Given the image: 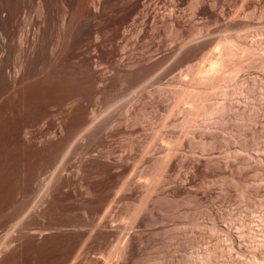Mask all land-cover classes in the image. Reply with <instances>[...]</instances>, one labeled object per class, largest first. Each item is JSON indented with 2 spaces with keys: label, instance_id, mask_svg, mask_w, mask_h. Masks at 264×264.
<instances>
[{
  "label": "rangeland",
  "instance_id": "1",
  "mask_svg": "<svg viewBox=\"0 0 264 264\" xmlns=\"http://www.w3.org/2000/svg\"><path fill=\"white\" fill-rule=\"evenodd\" d=\"M196 1L105 0L100 90L85 22L0 90V264H264V71L225 58L207 105L230 114L206 123L175 88L264 40V0Z\"/></svg>",
  "mask_w": 264,
  "mask_h": 264
},
{
  "label": "bare ground",
  "instance_id": "2",
  "mask_svg": "<svg viewBox=\"0 0 264 264\" xmlns=\"http://www.w3.org/2000/svg\"><path fill=\"white\" fill-rule=\"evenodd\" d=\"M197 1H200V4L202 5L201 0ZM90 4L94 7V11L90 10ZM197 4H199V2ZM104 10L105 0H0V90L7 85H11L13 88V86H15L20 79H24L27 76L29 77L33 70L37 66L42 65L45 61L54 62L55 60H57L63 52L64 44L71 38L75 30H79L83 26V22L89 24L90 26L89 29L92 34V45H90L92 47V50L89 53L87 52V57L93 60L92 69L96 76L95 86L97 90H100L104 70ZM208 33L209 32H206V38L208 37ZM203 35L200 36L202 39L205 37H202ZM246 41H238L233 44H229L228 46H226V48H224L225 50L223 49L224 52L221 48V50L218 51L219 54L217 52V57L215 55V57H211L213 56V54L211 53L210 56L209 53H207L208 56L206 55V53L202 54L203 60L201 59L199 61L205 60L204 55L209 57V62H211L210 60L215 58L213 62H211V65H214H212L214 69H207L210 63L209 65L207 64L208 66H206V68L204 69V66L202 68L200 66V63L197 62L196 64H194V66H188L189 68L186 67V71L183 70L184 73L182 72V76L184 77L183 79L185 80V83L183 82L182 84H177L175 88H177L178 90H182L183 88V90H185L186 87L190 88L192 86L194 89V87L196 86L195 88L197 91H195L196 93L190 106L187 105L184 109L183 107H181L186 114L195 113L194 115L196 116V113H198L197 115H200L205 123L206 121H210L211 116L217 115L216 117L221 119L224 114H230L231 106L229 102H223L220 105H217L216 103L215 106L211 105V108H209V95L212 94L210 93V91L213 92L216 88L217 82L220 80L221 73H224L225 68L223 67V64L226 60L235 59L233 69L235 70L234 73H238V71L240 72V70H242L244 67L252 68V70L258 69L261 72L264 71V40H256L255 45H251ZM217 48L220 49V47ZM257 52H260L261 54ZM225 58L226 60L223 62ZM235 61H238L239 65H235ZM243 63H246L245 66H243ZM211 65L209 67H212ZM226 77L224 79L230 78ZM196 79H199L200 81ZM235 85H237V83ZM177 89H175V91ZM217 90L222 96H226L228 93V91L227 93L225 92L226 89L225 91L224 89L223 91H220V89L217 87ZM180 92L176 91V93H179L180 95L184 93V91H182L181 93ZM175 98L177 97L175 96L174 99ZM178 98L180 99V96H178ZM178 98L177 100L175 99V102L179 100ZM262 111L264 112V109H262ZM240 116L242 117L243 115ZM226 117H228L227 119L230 118V116L228 115ZM247 117L248 119H250L253 117V115ZM227 119L225 118L222 121L216 120L217 122H215H220V125H222V122L225 124V120ZM88 121L89 119L87 117L84 118L82 120L83 126H85ZM263 145L262 147H264ZM262 147L261 145L255 147L253 154L256 157H258L259 152H261V154L263 152L264 154V148ZM160 177L161 175L158 176L157 179H160ZM243 225H240L241 228H239L241 229V232L236 233L232 231L233 228H230V230L228 229L226 231L224 230L225 233L227 232L226 235H228L230 238V242L234 248L233 250H235V247L241 244L240 241L238 242V240H240V236L245 237L250 233L251 235L255 233H249L248 230H245V228L247 229V226ZM225 229H227V227H225ZM244 232H247L248 234L244 235ZM248 237L246 236V238ZM246 238L244 239L247 240ZM237 242L240 244L237 245ZM257 245H259L258 242ZM262 245H260L259 247L257 246L256 248H259L260 253L264 254V251L262 252V247L264 249V246ZM245 248H247V246ZM241 250L240 248L236 250L238 251L237 253H239V255L245 253L244 251L241 252ZM258 250L255 249V252L257 251V253L254 252V254L259 255L260 257L261 254H258ZM118 253L120 255H123L124 251L120 249ZM254 257H256L257 259V256L254 255ZM259 260L261 261L260 258Z\"/></svg>",
  "mask_w": 264,
  "mask_h": 264
}]
</instances>
